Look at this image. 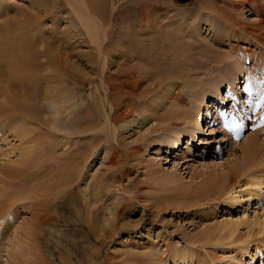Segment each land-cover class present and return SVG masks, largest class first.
Masks as SVG:
<instances>
[{
  "label": "bare ground",
  "instance_id": "6f19581e",
  "mask_svg": "<svg viewBox=\"0 0 264 264\" xmlns=\"http://www.w3.org/2000/svg\"><path fill=\"white\" fill-rule=\"evenodd\" d=\"M4 1L16 5L13 16L4 15ZM199 3L197 13L174 10L173 17L167 13L158 20V13L174 0H0V137L11 133L21 150L15 161L9 151L0 154V240H4L0 264H63L65 260L68 264L73 258L76 264H113L114 245L122 246L129 264H208L203 254L191 248L168 243L162 250L156 242L159 235L154 239L150 234L146 241L144 235L139 240L132 232L123 240L130 231L123 218L134 204V198L126 196L130 191L135 201L140 197L131 169L138 170L148 161L145 152L153 146H159L158 151L161 146L176 150L190 137L196 140L203 131V111L206 106L210 109L204 99L216 96L223 82L232 85L236 78L233 73L230 80L222 75L201 79L206 63L195 53L217 54L206 52L205 33H215L217 45L229 40L264 47V7L259 0ZM245 10L252 13L251 19L244 17ZM182 21L191 22L185 28L191 31V45L174 40L179 36L174 35L179 31L174 27ZM162 51L167 58L158 61L154 55ZM76 56L88 58L91 68ZM114 65L115 71H110ZM74 138L84 145L76 147ZM251 138L240 145L241 157L222 179L202 185L198 198L212 194L221 198L242 177L247 179L246 196L258 195L264 183V138L257 132ZM150 162L145 168L152 166ZM107 196L110 201L101 203ZM230 200L237 196L224 201ZM148 201L143 203L155 208L151 203L156 200ZM68 214L78 217V224L84 223H76V232L86 239L70 233L62 220ZM244 219L218 221L203 236L208 232L206 238L217 237L212 242L225 246ZM251 223L259 226L258 234L264 233V219ZM70 236L81 246L73 245ZM233 244L239 252L229 256L232 264H247L245 260L264 255L252 256L248 244L245 249V244ZM255 245L256 250L264 247L261 242ZM210 253L212 263L215 258Z\"/></svg>",
  "mask_w": 264,
  "mask_h": 264
},
{
  "label": "rangeland",
  "instance_id": "374dc122",
  "mask_svg": "<svg viewBox=\"0 0 264 264\" xmlns=\"http://www.w3.org/2000/svg\"><path fill=\"white\" fill-rule=\"evenodd\" d=\"M130 1L132 3L138 2V0H135L134 2L132 0ZM192 1L193 2H190L188 4H179L177 0H174V4L172 6L169 5L167 9L158 13L157 19L158 20L159 18L161 19L162 16H165V14L167 13L168 14L172 13L174 15V12L178 10L189 12V13L190 12L197 13L201 11V8L199 7V4H200L199 0H192ZM4 2H5L3 3L4 10L6 9L9 10V11L6 10L7 13L5 12L4 15L7 17L9 13L10 16L11 15L13 16L15 14V11H18L16 8V5L14 4V2H11V3L9 1H4ZM259 2L261 6L264 7V0H259ZM12 6L15 8L14 10ZM244 15H245L244 16L245 18H249V19H251L252 17V13L246 10L244 11ZM166 22L167 21H165V23ZM182 22H178L176 24L177 26L174 27V28H177L179 31L181 29L182 32H179V31L175 32V29H173L175 32L174 35L179 34V36L177 35L176 37L174 36V40L175 39H176L175 41L179 40L181 44H184V43L190 44L194 40L192 41V38L190 39L189 37L188 31L189 32L191 31L186 30V29H188V26L191 27L190 26L191 24L189 25V23L191 22H188V24H186L185 21H182ZM184 24L187 27H185ZM179 26H181V28H178ZM183 30H186L187 32ZM205 36L206 37L208 36L207 40L209 41L207 42L210 43L209 44L205 42L207 44V46L205 45L207 48L203 46L204 48L208 49V50L205 49L206 52L207 51L211 52L213 50V52L217 51L216 52L217 54L213 53L215 56L214 55L211 56L214 59V61H212L213 59L210 56L208 57L205 56V57L206 58L210 57L212 60L206 59L204 57V52L195 53L196 57H198V55L200 56L198 58H200V61L202 63H206L205 65L201 64L200 61H197L199 59L195 57L197 59L196 61L200 62V65H203V68L201 69L203 72L200 71L202 72L200 73L201 76L204 77V79L201 77L202 80L208 81L210 79L217 78L219 75H222L224 79L226 78L227 80L228 79L230 80L229 76L235 73L236 78L234 79V81H232V84L234 82H239L240 79L243 78V74H244V71H242L241 74L238 73V71H240L242 67L241 61L238 58L240 49L243 50L244 52L250 51V53L255 54L256 55L255 61L257 62L264 61V55H263L264 47H262L261 45H257L255 42H251V43L247 42L244 44L237 43L238 44L237 45L236 43H233L227 40L225 43H222V45L221 44L217 45L219 42H215L216 41L215 33L213 34V32L211 33L207 32L205 33L204 37ZM181 37H183V40H181ZM184 37H186L185 40H184ZM188 37H189V41L186 40L188 39ZM179 41H178V44L180 43ZM205 43L203 42L202 44L204 45ZM234 44H236V46ZM208 45H211V47ZM242 46L245 49H243ZM235 47H237L238 50ZM80 49H84V47H80ZM202 51H203V48H202ZM235 53H238V54L236 55ZM231 54H235V55H231ZM208 55H212V54H208ZM218 56L220 60H216ZM234 56L236 57L232 58ZM154 57L158 59L159 61L163 57L167 58V54L166 52L162 51L161 54L154 55ZM230 57L232 59H230ZM76 58L78 57L76 56ZM78 59H80V62L82 63V65L85 63L86 60H88V58L86 57H79ZM228 62L234 65H231ZM235 62L236 63L238 62L237 65H239L240 69L237 67ZM131 63L133 64L134 61H131L130 64ZM164 63L168 64L169 62L164 61ZM88 64L89 62L86 61V63L83 66L88 65ZM206 65H209V66L206 67ZM257 65L259 66V63H257ZM88 66H90L89 68H91L92 65H88ZM219 66H221V68H219ZM89 68H88V71H89ZM115 69H116V65L110 67V71H115ZM203 69H206V71L207 72L209 71V73H206V71ZM224 83L225 82H223V84ZM228 83L230 84L231 82H228ZM78 102L80 101L78 100ZM90 103L93 104L92 101ZM201 125L203 129L202 133L200 132L198 135H196V138L194 137L197 141L196 145H189L187 143H184L183 145L180 144L179 146H176V150L175 149L171 150L170 146H161L159 151L157 150L159 146L158 147L153 146L152 148H150L149 150L145 152V156L148 161H143V163L144 162H147V163H144V164L141 163L140 166L138 167V170L136 168L131 169V174H134V178L137 179L136 188L139 189L138 195L140 197H139V201L138 200L135 201L134 200L136 198L135 194H133V196H130L131 195L130 191L126 196L128 198L130 197L134 198L133 199L134 206L132 205L131 209L126 210L125 215L126 214L127 215L126 216L124 215L125 218H123V222L127 225L125 227L127 228L126 230H130L129 232L124 233L123 240H125V237H126L125 234L132 233V232L136 234L134 235V237H137V239L139 238V240H143L142 235H144L146 241L149 239L148 235L150 234L151 236L154 237V239H156V236L159 235L161 237H159L156 240V242L159 243V247L162 248V250H165L166 244L169 243L170 245L176 248H181V247L191 248L194 252L197 251L198 254H200V256L203 254L204 257L202 256L201 257L204 259H207L208 264H223V263L232 264L231 263L232 261L229 258L231 256L232 257L235 256L239 252L237 251L238 248H236V245L233 244L235 241L237 243H240V246H243L245 244L243 246L244 247L243 249H245V246L247 244L250 245L251 246L250 252L252 256L255 254V250L257 249L255 248L257 246L255 245L257 242H261L262 245H264V233L258 234L257 229L259 226L257 224H252V223L249 224L250 220H254V219L256 220L257 223H261L263 221L264 216L262 213V208L264 207V196H260L261 197L260 201H257L259 198L258 195H254L252 197L246 196L245 193L248 192V189H247L248 187L244 184L247 183L246 182L247 179L245 180V178L243 177L242 178L244 180L240 178V181L237 184V187L234 188L235 190L233 189L231 192L221 195L222 196L221 198L219 196H216L215 194H212L209 197H203V195H201L203 198L202 197L198 198V191L202 187V185H204L206 182L215 181L216 179H222V175L228 171V168L233 166L235 162L241 157L240 145H242L243 142L247 138H249V140H252L251 137H253L256 134V132L248 134L246 136L243 135L242 139H239L238 142L234 144L235 147L233 149H229L230 148L229 140L226 141L225 137L222 138L223 137L222 133L220 132V130L217 128L216 125H209L206 120H203L201 122ZM146 126H148V124ZM203 139H205L204 143H202L201 141ZM74 143L76 144V147H81L84 145V143H80L77 138L74 140ZM219 143H220L221 151L219 153L213 152L212 150V148L214 147L213 145L219 144ZM19 144L20 143L17 140H16V143L14 142V138L12 137L11 133L7 132L5 135H1L0 154L3 151L5 152L9 151L8 154L10 155L8 156H10L13 161H15L21 151L20 149L18 150ZM187 145H189V147H192L190 151L187 149ZM182 147L184 148L186 147V149H183ZM152 149H156V150H152ZM155 151L157 153H155ZM148 162H150L152 166H150L149 168L148 167L145 168L146 164H149ZM156 172H159V174L156 175ZM263 180H264V177H263ZM113 187L114 186H111V188ZM261 187H262V191H264V183ZM112 190L113 189L109 190L110 195H112L111 193H113ZM233 191H236V192H233ZM258 191L259 190H257L256 192ZM231 195L237 196V200H234L235 202L231 200L229 202L224 201L226 200L228 196H231ZM110 197H113V196H110ZM144 197H146L147 200H145ZM106 198L105 200L103 197L104 200L101 201V203H108L110 201L109 196H107ZM142 199H144L145 202ZM197 199H200V200H197ZM148 200L152 202L156 200L155 202H153L156 205L151 203V205L152 206L154 205L155 208H150L149 205L147 206L144 204V203L146 204L149 203ZM22 213L23 212L21 211V214ZM71 215L72 214H68V216L66 215L64 219L62 218V220L65 221V224L70 226V230H71L70 233H73L75 235L74 236L72 234L74 238L78 237L79 235L80 237V238L78 237L79 240H81V236H83L86 239L83 233L76 232L79 229V228H76L78 224L77 223L78 217H74L75 216L74 214L72 216ZM254 216H257V217L255 218ZM240 217L246 218V219L242 220V222L238 224L237 232L230 238L231 240L230 243L226 244L227 242H224V244H226L225 246L220 247L221 244L219 241L212 242L217 237H214L212 239L206 238L208 232L206 233V236L204 238L203 234L210 227V225L212 226L214 223L221 221V220H229V218L231 220L233 219L237 220ZM3 224L4 222L2 223L1 228L2 227L4 228ZM83 224L79 223L78 225H83ZM252 225L254 226L252 227ZM245 234H247L248 236ZM198 235L200 236V239H197ZM73 237L70 236V241L72 240L71 243L73 245L81 246L80 245L81 241H78L79 243L77 242L76 244L75 243L76 241L73 242ZM262 238H263V241H261ZM0 241H2L0 242V244L1 243L4 244V240H0ZM209 242H212V243L210 244ZM217 242L219 244H216ZM262 245L260 247H262ZM63 246L65 247L66 243H63ZM111 247L113 249V250L111 249V254H113V257H115V262H113V264L114 263L115 264H129V260H127V263L124 261V253H123L124 249L122 248L121 245H114ZM210 252L213 253V256L215 258V261H212V263L210 259L208 258L211 254ZM198 254L196 255L199 256ZM2 255L5 256V252H2ZM221 256L223 258L218 260V258H220ZM262 257H264V255H262ZM73 259L74 261L73 260L68 261V264L70 263L76 264L77 262L75 258ZM256 260L258 259L256 258L254 261ZM245 261L248 262L247 264H263L261 263V261H263L262 259L260 260V262L250 261V259L245 260ZM63 264H67V260H65Z\"/></svg>",
  "mask_w": 264,
  "mask_h": 264
},
{
  "label": "snow or ice",
  "instance_id": "6c2138e0",
  "mask_svg": "<svg viewBox=\"0 0 264 264\" xmlns=\"http://www.w3.org/2000/svg\"><path fill=\"white\" fill-rule=\"evenodd\" d=\"M222 115H227V114L225 113V114H222ZM233 123H235V118H234V117H233ZM225 126L228 127V126H230V125H228V124L226 123Z\"/></svg>",
  "mask_w": 264,
  "mask_h": 264
},
{
  "label": "water",
  "instance_id": "95a60500",
  "mask_svg": "<svg viewBox=\"0 0 264 264\" xmlns=\"http://www.w3.org/2000/svg\"><path fill=\"white\" fill-rule=\"evenodd\" d=\"M178 2H186V1H188V0H177Z\"/></svg>",
  "mask_w": 264,
  "mask_h": 264
}]
</instances>
